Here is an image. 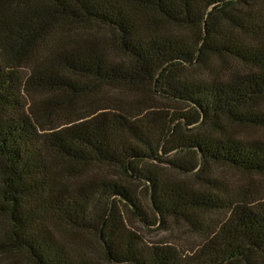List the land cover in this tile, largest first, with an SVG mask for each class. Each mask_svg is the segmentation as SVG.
<instances>
[{"label": "rangeland", "instance_id": "rangeland-1", "mask_svg": "<svg viewBox=\"0 0 264 264\" xmlns=\"http://www.w3.org/2000/svg\"><path fill=\"white\" fill-rule=\"evenodd\" d=\"M0 246L264 264V0H0Z\"/></svg>", "mask_w": 264, "mask_h": 264}, {"label": "trees", "instance_id": "trees-1", "mask_svg": "<svg viewBox=\"0 0 264 264\" xmlns=\"http://www.w3.org/2000/svg\"><path fill=\"white\" fill-rule=\"evenodd\" d=\"M128 171H129V169H127ZM3 247L2 246H0V249H2Z\"/></svg>", "mask_w": 264, "mask_h": 264}]
</instances>
